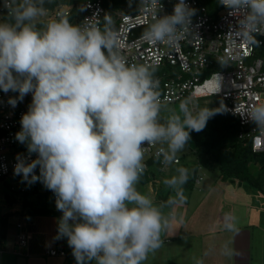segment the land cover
<instances>
[{"label":"clouds","instance_id":"clouds-1","mask_svg":"<svg viewBox=\"0 0 264 264\" xmlns=\"http://www.w3.org/2000/svg\"><path fill=\"white\" fill-rule=\"evenodd\" d=\"M222 3L248 5L252 19H264V0ZM42 11L24 0L12 9L15 25L0 24V91L17 94L8 100L13 108L31 94L15 135L28 158L17 157L14 175L29 185L40 181L55 194L62 213L56 239L67 237L77 264L93 258L98 264H141L159 247L162 229L160 211L135 188L144 168L142 145L166 140L163 155L171 162L190 131L201 132L218 110L193 115L181 103L183 121L173 116L167 126L157 123L158 93L147 68L127 67L112 51L113 38L97 28L82 30L62 19L41 33L24 23ZM190 15L181 0L172 15L151 25L146 39L170 38ZM251 118L264 127V105ZM186 179L180 170L165 183ZM177 197L184 198L181 190ZM225 226L235 229L231 222Z\"/></svg>","mask_w":264,"mask_h":264},{"label":"built area","instance_id":"built-area-1","mask_svg":"<svg viewBox=\"0 0 264 264\" xmlns=\"http://www.w3.org/2000/svg\"><path fill=\"white\" fill-rule=\"evenodd\" d=\"M105 0H84L83 13L76 18V26L82 30L102 29L106 14ZM181 0H140L134 12L116 11V25L110 37L114 40L113 53L121 58L127 67H160L174 69L153 78V90L158 93L159 111L167 105L185 102L195 107L199 97L218 95L223 111L235 117L240 125L238 138L250 144L254 152H264V127L258 126L251 118L255 107L264 105V57L257 54L264 45V19H252L248 5L227 6L220 0L221 7L213 12L201 0H184L191 15L177 25L170 38L150 42L145 33L159 19L174 13ZM13 0H0V24H8ZM48 19L59 22L67 20L71 7L42 11ZM69 23V22H68ZM70 24V23H69ZM170 71V70H169ZM16 93L0 91V180L12 179L18 185L11 190H26L19 183L22 175H14L17 157L28 158L27 146L20 144L15 135L20 130L21 116L27 112L31 94L13 108L8 104ZM147 159L167 163L163 153L166 147L159 144L142 145ZM163 150V152H162ZM31 159L35 158L32 154ZM179 158H174L175 163ZM144 168L147 163H144ZM203 176L199 177L201 180ZM53 197L56 200L55 194ZM31 234L22 232L18 243L21 248L28 246ZM169 241L160 238V244ZM48 255L66 256L61 247L50 248Z\"/></svg>","mask_w":264,"mask_h":264},{"label":"crops","instance_id":"crops-1","mask_svg":"<svg viewBox=\"0 0 264 264\" xmlns=\"http://www.w3.org/2000/svg\"><path fill=\"white\" fill-rule=\"evenodd\" d=\"M159 144L169 151L165 144ZM195 154L194 161L189 160L192 164L185 161L184 156L175 155L174 158H179V162L172 160L165 168L158 160L148 163L147 157L143 158L142 163H147V166L139 175L135 188L141 195L149 198L152 205L160 211V238H168L169 241L149 251L141 264H254V250L262 255H258L259 259L255 264H264V235H254L250 223L237 224L238 213L233 205L232 208L228 206L223 210H218L217 203L215 210H206L207 207L203 206L202 202L207 198L204 189L200 187L204 179L203 172L199 175L197 173L192 189H187L184 183H165L173 177H179L180 170L197 168L199 171L204 167L208 168L199 163L196 149ZM201 175L203 178L199 180ZM30 185L26 189L29 192V201L34 207L32 213H28L24 207V196L13 197L11 200L6 198L9 208L0 214V217L5 216L6 233L5 246H0V264H17L21 255L26 257V264H77L67 243V237L56 239L62 213L56 208L53 192L40 181ZM178 190L183 192V199L177 197ZM42 192L46 197L51 196L50 202L46 197L42 198ZM208 203L212 204V200ZM228 222L235 225L234 230L225 226ZM22 232L31 234L25 248H21L18 243ZM54 247L64 248L67 255L46 254L48 249ZM83 264H98V258L85 260Z\"/></svg>","mask_w":264,"mask_h":264},{"label":"trees","instance_id":"trees-1","mask_svg":"<svg viewBox=\"0 0 264 264\" xmlns=\"http://www.w3.org/2000/svg\"><path fill=\"white\" fill-rule=\"evenodd\" d=\"M84 0H30L31 4L38 9H53L58 10L62 8L71 7L72 12L68 18V22L76 26V18L81 17L83 8L81 3ZM128 0H122L125 3ZM206 4L210 11L221 7L220 0H201ZM121 0H105L106 14L102 23L101 33L110 36L111 30L116 25V11H136L139 7H132L130 5L121 4ZM139 3L140 0H137ZM24 0H13V7L17 8L23 4ZM125 9V10H124ZM128 11V12H129ZM14 15L6 18L10 25H15L12 22ZM25 23V22H24ZM35 30L43 33L42 30L45 26V21L41 20L39 23H34ZM114 48V46H113ZM113 50V49H112ZM107 54V53H106ZM258 55L264 57V45L258 48ZM155 68L151 79L163 74L165 71L172 72L174 69H163L160 67ZM170 70V71H169ZM185 103V102H183ZM187 104V103H186ZM189 111L195 115L187 105ZM158 118V116H157ZM240 125L238 120L229 113L222 111L217 112L216 115L211 117L206 127L199 133L191 131V135L196 146V153L198 155L199 163L208 167L215 165L223 175L240 179L251 185L252 187L264 192V152H254L250 144H246L243 140L238 138V131ZM0 129V135L2 134ZM154 159H147L148 163ZM186 182L184 185L187 189H192L194 182L197 178L198 170L185 169ZM38 174V170H37ZM36 181L35 183H37ZM12 191V190H11ZM17 191V190H15ZM13 191V192H15ZM28 191L23 195V204L28 213H32L34 207L29 201ZM14 196H9L8 199H13ZM5 216L0 217V246H5L6 233H5Z\"/></svg>","mask_w":264,"mask_h":264},{"label":"rangeland","instance_id":"rangeland-1","mask_svg":"<svg viewBox=\"0 0 264 264\" xmlns=\"http://www.w3.org/2000/svg\"><path fill=\"white\" fill-rule=\"evenodd\" d=\"M120 3H127V5H130V7H132V10L134 9V7H139L140 5V2L138 3L137 0H128L125 3H122L121 0ZM218 9H220V7ZM127 11L129 10L127 9ZM129 12L134 11L130 10ZM41 20L45 21V26L42 29L43 31H46L48 24L53 22L52 20L48 19L45 13L42 12V14H38L35 18H33V20L25 21V23L34 25V23H39ZM11 21L15 22V17H13ZM147 69L151 77L153 75L152 73H154L155 71V68L152 67ZM181 103L182 102H177L165 105L158 116L157 123L167 126L169 120L173 116H179L181 118V121H183L184 113L180 110ZM187 105L189 106V108H191V105ZM195 107L196 108L193 110V113L195 114L204 108H208L209 110L213 111L218 110L217 112L223 111L222 101L218 95L197 98L195 100ZM158 142L165 144L169 150L168 142L166 140L162 139ZM195 149L196 146L194 144L190 131V139L186 142L181 150L176 152L175 155L184 156L185 161L192 164L193 162H189V160L195 159ZM145 157L146 155L144 154V158ZM200 172L204 173V179L201 181L200 187L204 189V194H206L205 196H207V198L202 202L203 206L207 207L206 210L210 208L215 210L216 203L218 210L226 209V207L228 208V206L232 208L233 205L234 210L238 213V216L236 218L237 224L250 223L254 230V235L257 233L264 235V192L252 187L243 180L223 175L215 165H211L208 168L204 167L203 169L198 171V175L200 174ZM19 183L23 187L28 188L31 186L26 181H23V179H20ZM12 185L18 184L17 182H15V180L12 179L0 180V214L3 213L4 210L9 208V204L6 199L8 195L14 196L15 198H20L27 192V189H19L13 192L11 191ZM45 197L46 196L44 192H42V198L45 199ZM46 199L48 200V202H50L51 196H47ZM210 200H212V204L208 203ZM254 242L257 243L255 239ZM259 243H261V241H259ZM253 252L255 264V261L259 259L258 255L260 254H258L257 250H254ZM260 256L262 257V255Z\"/></svg>","mask_w":264,"mask_h":264},{"label":"water","instance_id":"water-1","mask_svg":"<svg viewBox=\"0 0 264 264\" xmlns=\"http://www.w3.org/2000/svg\"><path fill=\"white\" fill-rule=\"evenodd\" d=\"M17 264H26V257L24 255L19 256Z\"/></svg>","mask_w":264,"mask_h":264}]
</instances>
